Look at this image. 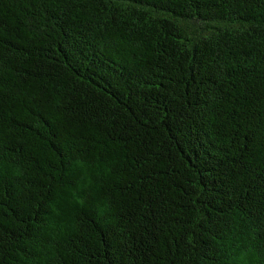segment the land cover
I'll use <instances>...</instances> for the list:
<instances>
[{"label": "trees", "instance_id": "16d2710c", "mask_svg": "<svg viewBox=\"0 0 264 264\" xmlns=\"http://www.w3.org/2000/svg\"><path fill=\"white\" fill-rule=\"evenodd\" d=\"M0 264H264V0H0Z\"/></svg>", "mask_w": 264, "mask_h": 264}]
</instances>
